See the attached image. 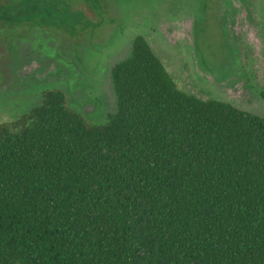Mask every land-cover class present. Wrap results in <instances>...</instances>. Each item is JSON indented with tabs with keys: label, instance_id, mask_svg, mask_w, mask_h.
Here are the masks:
<instances>
[{
	"label": "trees",
	"instance_id": "trees-1",
	"mask_svg": "<svg viewBox=\"0 0 264 264\" xmlns=\"http://www.w3.org/2000/svg\"><path fill=\"white\" fill-rule=\"evenodd\" d=\"M111 79L103 123L51 88L0 125V264H264V118L181 89L142 35Z\"/></svg>",
	"mask_w": 264,
	"mask_h": 264
},
{
	"label": "rangeland",
	"instance_id": "rangeland-1",
	"mask_svg": "<svg viewBox=\"0 0 264 264\" xmlns=\"http://www.w3.org/2000/svg\"><path fill=\"white\" fill-rule=\"evenodd\" d=\"M43 2L18 18L0 16V125L51 88L103 123L117 109L111 70L138 35L184 91L264 118V0Z\"/></svg>",
	"mask_w": 264,
	"mask_h": 264
}]
</instances>
